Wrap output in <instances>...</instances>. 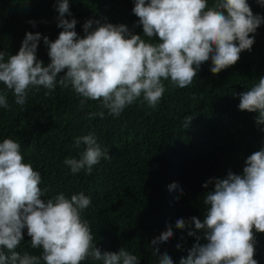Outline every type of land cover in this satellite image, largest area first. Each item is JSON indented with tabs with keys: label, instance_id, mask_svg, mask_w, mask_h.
<instances>
[{
	"label": "trees",
	"instance_id": "16d2710c",
	"mask_svg": "<svg viewBox=\"0 0 264 264\" xmlns=\"http://www.w3.org/2000/svg\"><path fill=\"white\" fill-rule=\"evenodd\" d=\"M134 2L69 0L70 14L64 18L77 21L75 31L81 37L85 21L92 20L124 24L130 33L148 40L132 12ZM212 3L208 0L209 6ZM247 3L254 15L264 17V6L257 0ZM59 18L57 0H0V52L5 53V60L18 52L26 32L40 33L36 56L46 66L50 58L43 37L50 41L58 37L63 30L58 27ZM250 35L254 36L251 50L242 51L233 66L213 74L209 60L185 88L162 81L165 92L156 108L141 97L119 116L101 108L99 100L81 97L70 85L57 84L51 91L42 86L30 88L26 103L20 106L0 82V94H6L9 105L0 107V142L11 138L20 144L24 162L41 174L43 199L59 193L70 198L80 192L90 197L82 216L102 253L124 247L140 258L138 264H159L158 255L167 253L173 264H180L194 244L207 240L203 229L191 223L179 229L176 220L189 221L193 216L203 220L207 209L203 200L214 188L215 178H226L229 171L242 174L246 158L264 147V124L252 129V120L238 108L239 93L264 76V23ZM101 111L102 119L90 115ZM189 116L192 120L186 127ZM89 133L95 134L102 149H108L111 159L102 157L90 174L84 169L72 173L64 161L79 158L85 146L81 143L76 148L75 140ZM173 183L177 187L170 190ZM169 227L173 236L152 245ZM189 231L195 235L189 236ZM253 234V258L264 264V233L253 229ZM23 235L16 250L39 256L42 250L31 248L26 229ZM154 248L159 249L157 254ZM81 264L103 262L88 258Z\"/></svg>",
	"mask_w": 264,
	"mask_h": 264
},
{
	"label": "clouds",
	"instance_id": "9594fccd",
	"mask_svg": "<svg viewBox=\"0 0 264 264\" xmlns=\"http://www.w3.org/2000/svg\"><path fill=\"white\" fill-rule=\"evenodd\" d=\"M257 3L264 6V0ZM57 11L58 27L63 30L54 41L43 37L50 58L46 66L36 56L40 33L26 32L18 52L7 60L0 52V82L12 91L17 105L26 103L30 88L42 86L51 91L59 84L65 88L70 85L83 98L99 100L100 107L112 116H119L141 97L154 109L165 92L162 81L170 80L173 86L185 88L209 60L213 74L233 66L242 51L251 50L254 36L250 33L264 23V17L254 15L247 0H213L211 6L208 0H135L132 12L148 40L130 33L124 24L92 20L85 21V35L81 37L75 31L77 21L64 18L70 14L69 0H57ZM8 106L6 94H0V107ZM238 108L252 120V129L262 128L264 76L239 93ZM250 112L257 114L252 116ZM90 115L102 119L104 112ZM191 120L189 116L186 127ZM81 143L85 147L79 158L64 161L72 173L84 169L90 174L102 157L111 159L95 134L78 137L76 148ZM40 183L41 174L24 162L20 144L3 139L0 264H81L88 258L103 264H138L140 258L124 247L102 253L93 244L89 223L82 216L91 204L90 197L83 192L70 198L59 193L45 200ZM203 186L207 188L208 182ZM176 187L175 183L169 186L170 190ZM203 203L207 205L203 220L193 216L189 221L179 218L175 222L179 229L189 223L197 230L203 229L207 240L205 244H194L180 264H257L253 258V229L264 233V147L246 158L242 174L229 171L226 178H215L214 188L206 193ZM25 229L31 248L42 250L39 256L16 250L24 240ZM188 235L195 232L189 231ZM172 236L169 227L151 244L167 242ZM153 250L159 252L158 248ZM158 256L159 264H173L167 253Z\"/></svg>",
	"mask_w": 264,
	"mask_h": 264
}]
</instances>
